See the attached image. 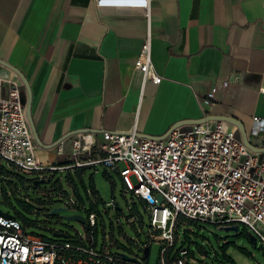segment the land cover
<instances>
[{
	"label": "crops",
	"instance_id": "crops-1",
	"mask_svg": "<svg viewBox=\"0 0 264 264\" xmlns=\"http://www.w3.org/2000/svg\"><path fill=\"white\" fill-rule=\"evenodd\" d=\"M146 2L149 17L100 15L98 0H0V59L28 78L45 145L77 130L163 135L204 117L200 100L223 80L207 112L252 135L253 117L264 118V0ZM149 29L160 83L135 68ZM76 134L38 145L37 158L60 162L58 146L70 152ZM251 137L264 147V132Z\"/></svg>",
	"mask_w": 264,
	"mask_h": 264
},
{
	"label": "built area",
	"instance_id": "built-area-1",
	"mask_svg": "<svg viewBox=\"0 0 264 264\" xmlns=\"http://www.w3.org/2000/svg\"><path fill=\"white\" fill-rule=\"evenodd\" d=\"M98 11L100 15L149 17L146 0L123 7L98 0ZM152 41L149 29L135 68L145 81L160 83L162 77L156 73L152 59ZM9 71L0 69V163L6 161L20 173L39 179H46L54 171L101 165L109 174H118L125 192L132 194L127 223L135 229L139 223L142 229L137 231L139 235L143 233L144 219L137 208L141 206L149 226L147 239L138 244L139 251L144 250L146 255L140 258L125 254L129 259H124L123 254L113 252L106 235L105 242L99 244V216L94 211L85 218L88 228L84 226L83 232L52 238L29 233L18 219L0 215V264H149L153 242L161 246L158 264H198L194 257H187V249L172 261L168 259L169 250L180 238L178 229L187 220L219 227L244 225L264 245V152L251 150L236 126L208 120L176 127L163 139L139 136L136 129L104 131L100 140L92 133L79 132L70 152L60 145L56 150L60 161H73L72 164H45L36 155L38 144L27 117L26 89L19 77ZM228 84L227 80L220 81L200 100L204 117L209 114L207 109L218 104L219 85ZM253 122L252 135H261L264 118L255 116ZM252 135L248 133L253 143ZM131 176L137 178L136 185ZM59 196L65 195L59 192ZM76 205L70 199L65 206Z\"/></svg>",
	"mask_w": 264,
	"mask_h": 264
},
{
	"label": "rangeland",
	"instance_id": "rangeland-1",
	"mask_svg": "<svg viewBox=\"0 0 264 264\" xmlns=\"http://www.w3.org/2000/svg\"><path fill=\"white\" fill-rule=\"evenodd\" d=\"M1 164L6 170L13 173L9 180L19 188L18 198L26 201L41 213L37 215L27 211L14 197L10 203L1 201V211L9 212L10 214L19 212L31 221L40 222L41 227L35 225L27 226V232L37 233L49 238L54 236L55 230L70 235H75L76 231L83 232L84 224L78 221L66 220L62 216L80 213L86 218L87 211L93 207L91 202L96 200L93 195L88 198L86 188H91L92 184H94L98 192V198L101 200L97 204V209L103 217V222L99 226V244L101 245L105 242L106 235L107 243L113 252L140 258L146 255L144 250L139 251L138 244L147 239L148 216L142 207L139 206V211L144 219L143 233L141 235L137 231V229H142L139 223H137V229L127 223L126 217L131 214L128 208V200L131 199L132 194L131 192H125L124 183L118 174L114 172L109 174V171L99 165L96 168L91 167L82 170L80 175L73 171L72 178L74 182L71 181L69 173L63 171L57 172L51 177L48 175L47 179L51 178L49 183L35 186L33 181L38 179V176L20 173L6 161H1ZM121 167L123 168L124 164L121 163ZM130 180L134 185L138 183L135 176H131ZM55 187H58L57 191H47ZM75 189L78 190L79 195H76ZM59 192H63L65 196H59ZM49 194L53 197V201L39 203V201H47ZM70 199L76 201L77 205L69 206L67 211L58 212L54 216L50 214L52 209L65 206ZM113 202L119 203L123 213L114 208ZM83 205L85 209L82 207ZM46 218L49 221H45ZM186 222V224H181L178 229L180 238L176 243L175 249H187L190 252L187 257H194L198 264H264V245L260 241L255 247L245 237L237 236L238 234L233 232L222 231L219 226L191 222L190 220ZM120 225L123 226L122 229H120ZM243 229L244 226L240 225V232ZM160 249V244L153 242L148 259L149 264H158ZM224 252L231 260H227L223 256ZM203 254H205L204 258H202Z\"/></svg>",
	"mask_w": 264,
	"mask_h": 264
},
{
	"label": "water",
	"instance_id": "water-1",
	"mask_svg": "<svg viewBox=\"0 0 264 264\" xmlns=\"http://www.w3.org/2000/svg\"><path fill=\"white\" fill-rule=\"evenodd\" d=\"M107 1L110 2L111 4L115 5V6H122L123 7V6L133 5L138 0H107ZM0 65L9 69L10 71L14 72L19 77V79L22 81V83L24 84V87H25L27 95H28V101L26 104L27 117H28L31 129H32V132L34 134L35 140L39 146L47 147V146L56 145V144H58V142L65 139L67 136L80 132V130L73 131V132L69 133L68 135H65L59 141L53 143L52 145H45L42 142V140L40 139V136L38 134L37 127H36V124L34 121V117H33V113H32L33 92H32L31 84H30L28 78L24 75V73L20 69H18L17 67H15L11 63H9L3 59H0ZM208 120L224 121V122L230 123L231 125L236 126L238 129V132L241 136V139L251 150H253L255 152H264V147H259V146L253 145V143L249 140L248 132H247L245 125L239 119H237L233 116H228V115L208 114L206 117H201L198 119H183V120H180V121H177L176 123H174L165 134L160 135V136L146 135V134H140V133H137V134L139 136L147 137V138L163 139V138L167 137L168 134L176 127H180V126H184V125H191V124H200V123H203V122L208 121ZM84 130L85 129H83L81 131H84ZM50 181H51V179H38V180L34 181V185L37 186V185L42 184V183H49ZM115 209L118 211L123 210L119 206V203H117V202H115ZM67 210H68V207H66V206L55 207L51 211V215H55L58 212H62V211L64 212ZM0 215L4 216L6 218L15 219V216L10 214L9 212H3L0 210ZM62 217L66 220H69V221H78V222L84 224V226L86 228H88V224H87L85 217L80 213L73 214V215H63ZM220 230L225 231V232H233L235 234H238L240 232V225L237 224V225H231V226H220ZM53 235L55 237L66 236L63 233H57V232H55ZM248 237H249L250 242L256 247L258 244V240H257L256 236L250 233ZM123 257H124V259H129V257L125 254H123Z\"/></svg>",
	"mask_w": 264,
	"mask_h": 264
},
{
	"label": "trees",
	"instance_id": "trees-1",
	"mask_svg": "<svg viewBox=\"0 0 264 264\" xmlns=\"http://www.w3.org/2000/svg\"><path fill=\"white\" fill-rule=\"evenodd\" d=\"M73 161H60V162H57L56 164L57 165H70L72 164ZM88 168H91V167H73L72 169H68V170H65L69 173V177L71 178V181L74 182V179L72 178V172L75 171V173H78V175L81 174L82 170H85V169H88ZM58 171H54L52 173H50L49 177H51L52 175H54L55 173H57ZM13 176V173L6 170V168L4 166H2V164L0 163V189H1V198H0V203L1 201L3 202H6V203H10L11 202V199L14 197L16 198V200L22 205L25 207V209L33 214H37V215H40V211L35 209L34 207H32L29 203H27L26 201H23L21 199L18 198V195H19V188L17 187V185H14L13 182L10 179V177ZM39 179V178H38ZM36 179V180H38ZM47 179V177H46ZM51 179V178H49ZM35 181V180H34ZM34 181H33V184H34ZM58 190V187H55L51 190H47L48 192H51V191H57ZM75 193L76 195H79V192L77 189H75ZM86 193L88 195V198H90L92 195L96 198L95 202H91V204L93 205V207L87 211V215L89 212H96L99 216V221H98V225H97V234L99 233V226L102 224L103 222V217L101 216V214L99 213L98 209H97V204L101 201L99 198H98V192L94 186V184H92V187L91 188H86ZM59 194V193H58ZM48 200H44V201H39V203H42V202H51L53 201V197L49 194L48 196ZM84 209H85V206L83 205L82 206ZM139 209V207H137ZM53 210V209H52ZM51 210V211H52ZM51 214V212H50ZM15 216L16 219H18L19 221H21L26 227L29 226V225H35V226H40V222L39 221H31L29 219H27L24 215H22L21 213L17 212L15 214H12ZM54 216V215H52ZM45 221H49L48 218H46ZM191 222H199V221H194L192 220ZM202 223V222H201ZM244 226V225H243ZM48 229V228H46ZM61 232V231H60ZM55 233V232H54ZM63 233V232H62ZM63 234H68V233H63ZM249 234H250V231L247 229L246 226H244V229L242 232L238 233L237 236H243L245 237L247 240H249ZM70 235V234H69ZM250 241V240H249ZM176 247V244L173 248H171L168 252V259L170 261H172L174 258H176L180 251H182L183 249L185 248H182L181 250H177L175 249ZM188 251V250H187ZM206 253V252H205ZM188 254H190V252L188 251ZM203 256L205 257V254H203ZM223 256H225L227 258V260H231L229 258V256L224 252L223 253Z\"/></svg>",
	"mask_w": 264,
	"mask_h": 264
}]
</instances>
